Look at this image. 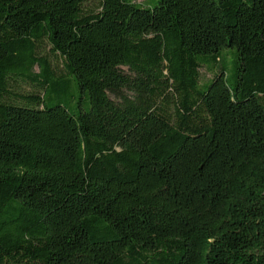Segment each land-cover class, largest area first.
Here are the masks:
<instances>
[{"label":"trees","instance_id":"16d2710c","mask_svg":"<svg viewBox=\"0 0 264 264\" xmlns=\"http://www.w3.org/2000/svg\"><path fill=\"white\" fill-rule=\"evenodd\" d=\"M0 264H264V0H0Z\"/></svg>","mask_w":264,"mask_h":264},{"label":"rangeland","instance_id":"374dc122","mask_svg":"<svg viewBox=\"0 0 264 264\" xmlns=\"http://www.w3.org/2000/svg\"><path fill=\"white\" fill-rule=\"evenodd\" d=\"M145 0H136V2L138 3H143ZM47 50V48H46ZM231 58H232V55H231ZM229 59L226 63V66H227V74H230V69L232 67V59ZM200 77H201V81H206L208 79H210L212 77V75L205 69V68H201L200 69Z\"/></svg>","mask_w":264,"mask_h":264}]
</instances>
